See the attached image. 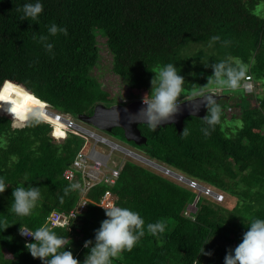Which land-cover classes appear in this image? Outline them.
<instances>
[{
  "label": "trees",
  "instance_id": "trees-1",
  "mask_svg": "<svg viewBox=\"0 0 264 264\" xmlns=\"http://www.w3.org/2000/svg\"><path fill=\"white\" fill-rule=\"evenodd\" d=\"M27 2L0 0V82L21 84L56 113L76 119L91 115L97 104L113 106V98L91 76L99 62V35L112 55V73L136 100L149 92L157 65L175 64L187 90L192 84L203 86L212 74L201 61L211 65L230 55L249 65L248 76L260 82V92L247 93L245 80L235 99L222 92V108H238L240 113L225 124L223 112L222 124L209 137L202 135V121L194 117L184 120L180 132L173 125L155 132L138 126L147 139L139 146L144 154L170 171L235 197L233 207L201 196L190 219L184 213L196 197L194 190L151 167L130 163L123 165L114 185L91 187L84 211L65 228L51 229L68 236L67 250L82 262L88 251L84 241L94 238L105 219L102 207L115 203L139 212L145 225L163 219L167 227L159 238L145 231L112 264H194L196 258L200 264H223L226 250L241 242L251 219H264V0H41L44 7L37 21L21 19L17 9ZM53 22L66 27L68 36L49 38L54 44L51 56L34 36L47 35ZM213 35L230 43L209 47ZM53 127L47 119L38 125L12 120L0 108V176L10 185L0 195V218L8 226L0 228V264H41L24 247L19 224L35 230L53 210L68 213L81 199L80 190L64 195L71 183L62 173L86 147L85 140L70 130L57 138ZM185 127L190 134L182 138ZM116 132L123 134L120 128L109 133ZM81 181L78 174L76 182ZM31 184L41 188L42 199L32 215L18 217L10 211L11 192ZM202 245L212 252L210 257L199 255Z\"/></svg>",
  "mask_w": 264,
  "mask_h": 264
},
{
  "label": "clouds",
  "instance_id": "clouds-1",
  "mask_svg": "<svg viewBox=\"0 0 264 264\" xmlns=\"http://www.w3.org/2000/svg\"><path fill=\"white\" fill-rule=\"evenodd\" d=\"M43 7L41 0H30L17 10L22 13V20L37 21L43 12ZM58 35L68 36V30L66 27L53 22L47 26V35L40 34L34 36V39L37 40L46 53L54 56V44L50 42L49 38ZM216 42H220L224 47H227L230 43L228 40H221L220 35H213L210 37L208 46L211 47ZM201 63L205 68L211 67L212 74L207 77L206 84L203 86L192 84L193 87L190 90L185 89V78L180 74V69L178 70L175 64L167 63L155 66L151 71L153 76L150 80V90L143 96L141 101L143 106L136 113L129 115V125L143 123L151 132H155L161 125L174 120V117L181 110L183 101L180 97L185 98V95H187L194 98L192 102H199V105L202 104L206 108V115L200 119L203 124L200 131L205 138L209 137L217 126L222 124L224 109L216 96L221 95L217 93L236 91L241 88L242 81L250 79L248 76L249 65L230 55L211 65L204 61H201ZM190 75L195 76L196 73L193 72ZM251 83L253 88L250 91L253 92L255 87L252 79ZM45 104L48 110L55 112L49 104ZM0 108H4L12 116V120L24 121L28 124L38 125L47 118L45 105L35 94L23 85L10 80L0 82ZM62 115L68 116V114ZM74 124L110 142L105 137L98 136L93 131L85 129L77 123ZM54 127L53 135L55 136ZM64 133L62 134L64 135ZM189 134V130L185 127L180 137L186 138ZM80 136L83 137L84 135ZM57 138H61V136L59 135ZM83 139L85 144L89 141V138L85 139L83 137ZM82 149L85 150V148ZM132 154L130 157H137L136 154ZM150 161L146 159L147 163L153 165V162ZM9 186L5 182V178L0 176V195ZM79 190H81V184L74 182L64 188V195ZM41 199L40 187H33L32 184L27 187L23 185L15 187L11 192L10 211L18 217H28L33 214ZM60 200L62 203L63 197ZM102 209L104 210L105 219L101 221L99 228L94 231V238L84 241L83 247L88 251L82 262L74 258L70 250H67L70 249L71 245L68 236L58 235L55 231L50 230L48 226H41L32 230L19 224V235L24 238H31V242H26L24 247L31 257L39 259L41 264H112L113 260L119 258L122 252L131 251L145 236V231L153 237L159 238L167 227L163 219L145 225V221L139 212L128 207L118 206L115 203H108ZM7 227L6 219L0 218V228L6 229ZM69 228H67V232ZM246 229L241 242L234 248L226 250L223 264H264V219H251ZM211 239L203 245L208 244ZM160 243L162 244L163 240H160ZM203 245L199 255L210 257L212 252H205ZM194 264H200V261L196 258Z\"/></svg>",
  "mask_w": 264,
  "mask_h": 264
},
{
  "label": "built area",
  "instance_id": "built-area-1",
  "mask_svg": "<svg viewBox=\"0 0 264 264\" xmlns=\"http://www.w3.org/2000/svg\"><path fill=\"white\" fill-rule=\"evenodd\" d=\"M245 90H252L253 86L251 83V78L246 79L244 82ZM126 103V102H124ZM46 113L48 115V119L55 124V127L61 130V133H64L65 130H70L74 133L84 135L85 139H93L94 145L92 148L85 152L83 149L78 151L75 155L71 165L65 169L62 173V177L70 183L76 182V177L79 174L81 178V199L77 203L76 207L70 210L68 213L60 212L57 210H53L50 215L46 218L45 223L43 226H48L49 229L53 228H65L70 220L75 219L78 214L84 211L87 202L85 198L86 192L96 184H107V185H114L119 173L123 167V164L116 166H109L111 155L114 151L122 152L127 156L133 155L130 151L125 150L114 143L108 142L104 139L98 140L99 138L93 135L91 132L83 130L82 128L76 126L73 122L69 121L67 116L52 112L46 109ZM54 127V129H55ZM96 137V138H95ZM97 144H102L109 147V153L103 154L96 151L95 146ZM157 169H160L166 172L169 176L171 171L167 168L160 167L159 165H154ZM173 177V176H171ZM175 178V177H174ZM180 183V186L185 187L187 189L194 190L196 192V202L199 200L201 196H206L210 198L215 203H222L224 200L223 194L216 191L214 188L209 186L203 185L199 182H196L191 179H187L184 177L176 178ZM195 202V204H196ZM194 204V205H195ZM195 213V209L191 206H188L186 212L184 213L185 216L192 219V215ZM19 234V232H18ZM20 236V235H19ZM21 237V236H20ZM22 240L26 242H31V238H24L21 237Z\"/></svg>",
  "mask_w": 264,
  "mask_h": 264
},
{
  "label": "rangeland",
  "instance_id": "rangeland-1",
  "mask_svg": "<svg viewBox=\"0 0 264 264\" xmlns=\"http://www.w3.org/2000/svg\"><path fill=\"white\" fill-rule=\"evenodd\" d=\"M97 47L99 49V62L98 65L91 71V76H93L94 78H96V81L100 84V88L109 93L110 97L113 98V105L116 103H121V102H126L127 104L135 101L136 99H131L130 97L132 96V92L129 88V86H127L126 84H124L114 73H112L111 71V64H112V55L109 52V50L107 49L106 43H105V38L102 35L97 36ZM124 85V86H123ZM254 87H255V91L251 92L248 91V89L246 90V92L248 93H259L261 90V86H260V82L257 83L254 81ZM228 93L232 96L233 99H235L237 97L238 94L237 91H228ZM219 95H222L221 93H217ZM192 97H189L187 95H185V98L181 97L180 99L182 101L188 100ZM142 101V100H141ZM224 114H225V124L229 123L230 121H232L231 115L234 114L236 116L239 115L240 110L238 108H234V107H227L224 109ZM67 118H69V121L73 122V123H77L79 124L81 127L88 129L90 131H93L94 133H96L98 136L101 137H105L107 140H109L110 142L116 144L117 146L126 149L128 151H131L132 153L146 158L147 160H151L150 162H153L152 164H149L147 162L145 163H141L137 160H135L134 158L125 155L122 152H118V151H114L111 155L110 158V163L109 166H119L121 164H123L124 166L129 165L130 163L132 165H144V166H148L151 167L152 169H154L155 172H159L162 173L164 176L171 178L175 183L179 184L180 182L174 178L169 176L166 172L157 169V167H155L154 163L156 162L159 163L158 165L160 167L164 166L162 165L161 162L150 158L148 155L143 153L142 149H139L140 147L138 145H135L132 142H128L126 141L125 137L123 134L116 132V133H104L102 131H99L95 128H92L91 126L77 120L76 118L72 117L71 115H68ZM57 137V135H55ZM89 141L86 142V147H85V152H88L92 146L94 145V140L93 139H88ZM96 151L103 153V154H108L109 153V147L98 144L95 146ZM150 159H149V158ZM165 165V164H164ZM180 185V184H179ZM195 193V192H194ZM224 195V202L221 204L223 207L230 209L231 207L234 206V204L236 203V198L235 197H230L228 196L226 193H222Z\"/></svg>",
  "mask_w": 264,
  "mask_h": 264
},
{
  "label": "water",
  "instance_id": "water-1",
  "mask_svg": "<svg viewBox=\"0 0 264 264\" xmlns=\"http://www.w3.org/2000/svg\"><path fill=\"white\" fill-rule=\"evenodd\" d=\"M216 95V94H215ZM219 99V96L216 95ZM194 98L188 99L182 102L180 112L174 117V120L170 123L161 125L165 127L173 125L176 127L177 132H180L184 126V120L188 117H194L202 119L206 115V108L199 102H192ZM141 100L132 101L126 105L117 104L110 107H106L102 104L95 105L91 115H78L77 119L91 125L95 129L103 132H111L114 128H120L123 131V135L128 142H132L135 145L146 144V137H144L138 126L143 123L132 124L128 123V117L130 114L136 113L142 107ZM199 109V111H198ZM196 198L194 199L191 206L196 210L195 207Z\"/></svg>",
  "mask_w": 264,
  "mask_h": 264
},
{
  "label": "bare ground",
  "instance_id": "bare-ground-1",
  "mask_svg": "<svg viewBox=\"0 0 264 264\" xmlns=\"http://www.w3.org/2000/svg\"><path fill=\"white\" fill-rule=\"evenodd\" d=\"M42 103L45 105V111H46V109H47L46 104L44 102H42ZM1 109L2 110H5L4 108H1ZM47 118H48V115H47ZM58 133H61V132H60V129L58 128V126H56L55 127V130H54V134L57 135V136H59ZM60 136L62 137L64 135L62 134ZM96 139L101 140V138H96ZM132 158H134L135 160H137V161H139L141 163H145L146 162V158L140 157L138 155H137V157H132ZM170 175L173 176V177H175V178H180V177H184L185 178V176L182 173L178 172V171H171Z\"/></svg>",
  "mask_w": 264,
  "mask_h": 264
},
{
  "label": "snow or ice",
  "instance_id": "snow-or-ice-1",
  "mask_svg": "<svg viewBox=\"0 0 264 264\" xmlns=\"http://www.w3.org/2000/svg\"><path fill=\"white\" fill-rule=\"evenodd\" d=\"M58 135H62V133H58Z\"/></svg>",
  "mask_w": 264,
  "mask_h": 264
}]
</instances>
